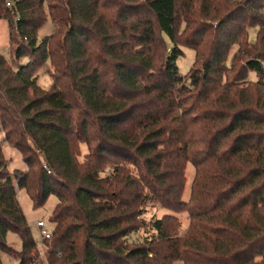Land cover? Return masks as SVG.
I'll use <instances>...</instances> for the list:
<instances>
[{"label": "trees", "instance_id": "trees-1", "mask_svg": "<svg viewBox=\"0 0 264 264\" xmlns=\"http://www.w3.org/2000/svg\"><path fill=\"white\" fill-rule=\"evenodd\" d=\"M1 2L18 64L0 53V125L27 169L0 141V264L10 231L35 260L19 189L58 198L48 264H264V0H15L18 20ZM149 205L170 213L147 222Z\"/></svg>", "mask_w": 264, "mask_h": 264}, {"label": "rangeland", "instance_id": "rangeland-1", "mask_svg": "<svg viewBox=\"0 0 264 264\" xmlns=\"http://www.w3.org/2000/svg\"><path fill=\"white\" fill-rule=\"evenodd\" d=\"M7 1H12L13 8H10L7 6ZM2 9H11V16L14 18L15 11V0H2L1 2ZM45 10L47 8V4H44ZM214 24H216V21H213ZM185 23L182 22L181 28H184ZM54 31V24L53 22L48 19V21L40 28L38 32V41H41L44 37L50 35ZM64 32V31H63ZM63 32H59L58 37L63 36ZM257 32L258 27L252 26L249 29V40L251 42H254L257 38ZM183 49V54L180 55L177 59V65L179 67V71L181 74L186 75L189 70L192 67H197L200 65V63L196 62V52L194 49H191L187 46H181ZM237 46H233L230 52V58L229 63L232 60V56L234 51L236 50ZM0 53L5 56L7 60L10 61V63L15 67L18 62H11L13 60V54H12V43H11V37H10V25L9 21L5 17H0ZM28 57H23L20 59V63H26L28 61ZM232 62V61H231ZM54 68L50 61L48 63L44 64L41 69L38 71V84L44 88L47 89L50 87V83L52 81V73L54 72ZM249 78L252 80L257 79V73L255 71H250ZM0 141L3 147L4 156L6 159L7 167L9 171L13 174L16 170H24L27 169L26 164L23 160V156L21 152L13 146L10 142L6 141L5 138V132L3 131L1 125H0ZM94 144V143H92ZM79 149V159L82 160L83 157L88 152V145L86 143H80L78 144ZM39 168V166H36L35 169ZM195 175V168L192 165L191 162L187 164V183L185 187L184 192V198L189 199L190 198V189L192 185V181ZM18 198L19 202L21 204V207L26 215L27 221L29 226L32 229V232L34 236L36 237L37 245L35 249L34 258L35 260L32 263L29 264H48V262L45 260L46 253L48 251V248L50 247V243L48 241L52 240V235L48 239L42 238V232L41 229L37 226L38 220L44 219L46 221V227L52 230L53 224L50 222V216L52 214L53 208L55 204L58 201V198L56 195H51L46 204L43 207L35 208L33 206L32 200L28 193L25 191V189H19L18 190ZM170 213L167 210L159 209L157 207H152L151 205L148 206L147 212L145 213L146 221L150 222L154 217H161L164 213ZM179 218L181 220V228L180 233H184L189 226L190 218L187 213L179 214ZM151 226V225H149ZM143 233V230H142ZM154 233V230L151 229V231L147 234L149 236H152L151 234ZM143 234H137L136 237L142 236ZM7 247L3 249L1 252V257L3 264H20L18 255L22 250V239L18 234L15 232H8L7 234ZM37 263H34V262ZM175 264H182L180 262H175Z\"/></svg>", "mask_w": 264, "mask_h": 264}, {"label": "built area", "instance_id": "built-area-1", "mask_svg": "<svg viewBox=\"0 0 264 264\" xmlns=\"http://www.w3.org/2000/svg\"><path fill=\"white\" fill-rule=\"evenodd\" d=\"M12 5H13L12 1H7V6H9L10 8H13ZM14 17L16 20L19 19V15H17V13L16 14L14 13ZM37 226L41 229L42 238L48 239L51 237L52 230L46 227V221L44 219L38 220Z\"/></svg>", "mask_w": 264, "mask_h": 264}]
</instances>
